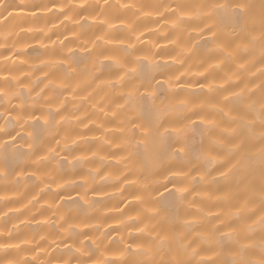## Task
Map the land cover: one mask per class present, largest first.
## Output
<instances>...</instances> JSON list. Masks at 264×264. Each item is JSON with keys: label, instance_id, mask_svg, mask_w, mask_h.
Here are the masks:
<instances>
[{"label": "clouds", "instance_id": "clouds-1", "mask_svg": "<svg viewBox=\"0 0 264 264\" xmlns=\"http://www.w3.org/2000/svg\"><path fill=\"white\" fill-rule=\"evenodd\" d=\"M26 7L38 8L41 16L19 17L9 20L7 24L4 19H0V151L3 146L11 149L16 153H23L21 168H29L37 172L41 179L37 180L25 171L24 175L5 174L3 165L0 164V187L7 189L11 187L18 194L23 195L25 189L37 188L44 185L46 181L51 187L57 181L71 180L73 178L72 170H77L84 176L85 180L81 181L76 178V183L65 184L61 190L63 192L82 191L85 186L90 192H105L106 189L118 183L120 176L110 169L107 153L99 155L98 150H93L91 142L85 139L86 133L79 130V125L83 121L77 116L78 113L85 118L92 119L89 110V104L96 97H100L101 103L110 100L114 93H118L123 107L118 108L111 116L112 121H117L116 127L124 129L119 131L120 148L127 153L126 164L129 171L133 172L137 179L129 185L128 196L134 198V203L122 211H117L116 219L119 224L116 228L108 227L106 229L109 217L105 214L106 206L90 195L88 196L89 204L81 205L80 201H71V209L81 206V214L76 219L81 224H87L88 227L81 229H72L71 232L64 231L65 222L60 221L61 212L69 209L65 204L61 208H36V213L48 218L47 223L35 222V214H31L21 220L19 211L7 207V201L2 191H0V264H94V261H107V264H138L139 257L133 253L124 255L119 261L106 258L101 255L103 252L119 253L123 250V242L134 240L141 237L142 234L137 232V228L148 219V213L145 211V205L155 206L156 201L152 199L155 195V189L162 184L163 173L171 167L178 166V161L174 160L167 149L156 148L158 156V166L153 168L149 162L138 153L135 138L128 135L130 125L133 121L150 126L155 132V121L152 116V105L160 104V101L166 98L177 109L169 112L164 122L184 119L189 115L184 109L182 101L189 104H202L204 111L212 102L215 94L221 92V89L213 88L211 91L193 87L197 82L207 81L208 76L198 77L191 75V69L200 71L204 66V61L196 63L193 52L197 45H193L191 29L201 26L203 17L194 16L192 19L185 20L180 27L161 23L162 19H175V13L169 11V6L178 4L187 5H207L211 0H18ZM239 2V0H238ZM248 5V13L251 2L242 0ZM260 3V23H264V0ZM122 4H129L131 7H122ZM11 6V0H0V16L3 11ZM55 9V10H53ZM147 13V15L145 14ZM157 14H160L159 16ZM245 14V15H246ZM97 17L93 22L90 17ZM67 17V19H66ZM103 20L101 24L99 21ZM83 21V23H81ZM91 21V22H89ZM112 25L113 27H109ZM87 26V38L93 39L95 35L100 34L103 40L97 43V51L93 53L96 56V79L90 83H82L81 89L77 92L75 98L68 99L66 93L68 89L60 88L55 82L48 83L49 80L55 81L60 77V69L68 68L67 60L70 56H83L87 63H82L71 73L72 79L84 81L87 68L90 66L88 53L81 50V40L85 35ZM30 29V30H29ZM148 32L149 39L135 42L133 49L126 47L121 50V46L113 44L111 47L104 43L106 40H129L132 33ZM65 33H71L72 39H65ZM75 33V35H73ZM55 37V39H53ZM63 37V38H62ZM163 39L176 41L177 43H187L191 49L188 53H181L177 56L178 62H165V57L175 56L178 48L176 44L169 43L168 48H157L154 45L157 41ZM40 41L41 43H37ZM47 42V43H46ZM51 42H55L54 45ZM34 43L39 46L36 51ZM206 45V42H204ZM72 52L69 53V49ZM159 49V50H157ZM101 50H109L119 56L121 62L126 68H134L135 71H126V68H120L113 65L111 70H106L104 63L101 61ZM8 53V55H6ZM13 54L19 57V63L13 62ZM147 54L149 60L137 61V55ZM207 54V52H205ZM54 56L65 58L64 65L45 64L43 61ZM232 57L225 58V61L231 60ZM189 74L183 77V87H169L166 83L157 84L156 95L153 98L141 96V105L138 110L131 109L130 105L125 104L129 89L139 84L145 79H155V81H164L169 77L189 68ZM207 73V69H205ZM47 72L46 77L44 73ZM126 72L124 80L115 83L116 77ZM4 73L9 74L11 88L8 87L3 77ZM112 79L114 82L111 86H96V80ZM67 82V81H65ZM88 89H92V95L88 99H81ZM143 90L141 89V92ZM47 97V99L45 98ZM51 103L54 107L48 108ZM69 104L71 107L69 108ZM60 108V113L64 116L56 115L55 119L49 116L55 113L56 108ZM93 107L95 105L93 104ZM110 108V105H108ZM35 112L40 119H27ZM17 114H22L21 118L16 119ZM132 117L130 120L129 117ZM47 121V124H45ZM93 122H95L93 120ZM21 124L24 127H21ZM36 128H45L41 136H29L28 132ZM19 138L15 143L12 142L8 133ZM67 135L68 139L63 137ZM128 138V143H123V138ZM76 137H83L76 139ZM61 139L60 150L67 157L68 161L49 154L46 160L38 159L41 153L46 152L48 144H54L55 139ZM75 141V142H73ZM100 144L107 149L111 148L113 141L108 134H102L99 138ZM32 145L33 147H29ZM148 147L152 149L151 139H148ZM196 146L193 144V148ZM91 152L92 158H79L81 154L86 155ZM191 159V157H189ZM185 166H192L194 169L197 165L202 170H207V165L200 161L192 160L188 165L185 160ZM57 164L65 168L63 175L60 174ZM108 168L109 171L101 175V170ZM51 177V179H49ZM50 187V188H51ZM44 188L46 189L45 185ZM43 191V189H41ZM121 194L120 198H123ZM140 200H136V197ZM46 201H53L56 197L55 190L45 192ZM111 199H117L111 197ZM35 196L28 204H33ZM36 203H39L36 201ZM21 207H26L21 203ZM112 208H116L112 204ZM31 213V209H28ZM56 212V215H52ZM9 213H13L9 215ZM139 219H130L136 217ZM135 230V231H134ZM83 231L89 239L84 240V235L74 236L73 233ZM116 232L114 238L112 233ZM145 241L148 239L143 236ZM64 244L63 248L59 244ZM67 241V243H65ZM81 241H84L83 243ZM50 244H55L58 251L55 256L47 252ZM70 245V246H69ZM42 249V251H41ZM79 249V250H78ZM262 251H264V242L260 245V255L258 259H250L255 264H261ZM43 253V258L41 256ZM94 253V255H93ZM134 257V259H129ZM157 261V260H156ZM160 261V260H159ZM157 261V262H159Z\"/></svg>", "mask_w": 264, "mask_h": 264}, {"label": "bare ground", "instance_id": "bare-ground-1", "mask_svg": "<svg viewBox=\"0 0 264 264\" xmlns=\"http://www.w3.org/2000/svg\"><path fill=\"white\" fill-rule=\"evenodd\" d=\"M6 2H9V0H6ZM250 2L251 7L241 20L233 23L225 19L220 23L221 37L233 41L232 48H235L236 44L241 41L247 44V47L239 49L231 60L221 62L222 58L217 53L205 54L204 40L197 37L195 32L192 33L194 40L198 41V47L195 48L193 56L196 58L197 64L201 60L204 61V66L200 71L204 72L207 69L205 75L208 76V80L214 81L216 88L221 89V92L215 94L212 98L210 105L219 104L224 111L221 112L219 109L211 107L206 108L203 113L207 115L208 119L215 120L217 126L210 133H202L199 129L193 130L189 133V143L194 144L197 148L202 147L209 150L211 155L216 156L219 163L212 170L211 175L207 177L206 183L199 185L196 191L188 195L187 200L191 202V206L184 204L174 208L168 205H160L158 206L159 216L156 217V219L165 216L179 217L177 229L183 234L184 243L190 246L189 252L192 248H196L199 253L198 255H186L184 257L186 260H191L192 264L208 258L222 264L225 259L232 258L241 245L244 246L243 255L245 258L258 259L260 245L264 242V225L260 223V218L264 215V201L261 199V194L264 193V158L261 155L264 141H262L261 126L257 115L260 110L259 101L264 95V44L259 39L254 43L251 42L253 35L259 37L261 23L259 0H250ZM11 5H15V7H8L7 11H3L0 19L9 17V14L12 17L10 20L42 15L38 8L29 10L23 7L18 0H11ZM65 35L68 40L72 39L71 33H65ZM206 36L207 33H205ZM148 39L149 33L144 32L142 41ZM157 43L160 45L159 48L171 46L167 40L163 39L158 40ZM34 47L36 51H39V46L35 43ZM12 60L19 63V59L15 57ZM209 65L212 66L209 67ZM4 75H7V73H4ZM207 81L202 82L206 83ZM221 84H223V88H220ZM193 87H198V85ZM241 90L243 92L240 97L230 96V93L241 92ZM224 96H230L229 101H224ZM68 99L71 100L72 98L68 97ZM121 103L118 93L112 94L110 100L104 103H101L100 97H96L88 106L92 119L85 118L81 113L77 114L83 121L79 125V130L86 133L84 138L91 142L92 149L98 150L99 155L107 153L108 163L113 166L110 170L120 176L118 183L106 189L107 195L105 192L89 193L92 198L101 201L106 206L105 214L109 219L105 230L108 227L116 228L118 226V220L115 218L117 209L120 211L125 210L134 203V198L128 196L127 192L129 185L137 179V176L129 171L126 164L127 153L120 148L119 131L115 126L117 121L110 119L118 109L117 105ZM93 104L95 107H93ZM108 105H110V108ZM249 105L253 107L250 109ZM68 107L70 108L71 104ZM224 112H227L228 115L225 116ZM193 119L196 118L193 117ZM252 121H255V123H251ZM84 125H87V128ZM102 134L110 135L111 139L115 141L110 149L104 148L100 144L99 138ZM7 152L9 155L12 153L10 148L7 149ZM4 154L5 150L0 151V163L3 162ZM86 155L90 159L92 158L91 152ZM25 170L30 171L31 169L26 168ZM107 171H109L108 168L102 169L101 175ZM202 171L206 170H202L197 165L193 169L192 175L199 179ZM221 172H225L226 175L221 176ZM54 190L55 185L46 189L44 185H40L37 188L25 189L23 195H20L11 187L7 189L0 187V191L3 192L6 198L7 207L19 209L21 220L35 214L36 208H46L45 192ZM160 191L163 192L164 189L160 188ZM121 194H124L123 198H120ZM71 195L76 197L77 193L73 191ZM165 195L167 194L165 193ZM33 196H35V201H33V204H28ZM111 197L117 199H111ZM36 201L39 203H36ZM21 203L26 207H21ZM61 203L65 204L66 200ZM112 204H115L116 208H112ZM66 206L72 207L71 200L67 201ZM28 209H31V213ZM12 214L9 213V215ZM44 218L45 216L35 214L34 220L40 222ZM185 220L191 222L186 230L183 227ZM226 224L236 229L238 243L225 241L221 245L217 242L220 239L221 232L231 230L225 227ZM214 229H220V231L214 232ZM112 236L115 238L117 233L113 232ZM206 236L209 237L207 242H205ZM57 243L60 248L64 247V244L59 243V241ZM57 251L55 244H50L47 249V252L53 256ZM41 256L43 258V253H41ZM162 258H168L167 254L162 252L154 257L157 261ZM129 259H134V257H129Z\"/></svg>", "mask_w": 264, "mask_h": 264}, {"label": "snow or ice", "instance_id": "snow-or-ice-1", "mask_svg": "<svg viewBox=\"0 0 264 264\" xmlns=\"http://www.w3.org/2000/svg\"><path fill=\"white\" fill-rule=\"evenodd\" d=\"M15 7V5H11ZM122 7H131L129 4H122ZM10 7V6H9ZM24 7V6H23ZM248 5L244 4L242 0H211V3L207 5H194V6H187L178 4L176 6H169V11L171 13H175V19H167L163 20L162 23L171 25L172 27H180L183 25L185 20L192 19L194 16H201L203 17V22L201 25L203 27H195L192 28L190 31L191 33L195 32L196 36L206 42L204 51L207 53L215 52L217 53L223 60L227 57H233V55L242 47H247V44L241 41L240 43L236 44L235 48H232L233 41L222 39L221 37V29L220 23L228 19L233 23L238 22L241 20L248 9ZM36 8L30 7L29 10ZM8 8L5 9L7 11ZM147 15V13H145ZM158 16L160 14H157ZM12 19L11 14L9 17H5L4 23L7 24L8 21ZM67 19V17H66ZM93 22H96L97 17L93 16L90 17ZM101 24L104 21L101 19L99 21ZM109 27H113L109 25ZM30 30V29H29ZM87 26L85 28V35L84 38L81 40V50L88 53V60L90 61V66L87 68V72L85 74L84 81L80 80H73L71 73L74 72L79 65L82 63H87L83 56H70L67 60L68 68L60 69V77L55 81L49 80L48 83L55 82L58 87L68 89L66 95L67 97L75 98L77 92L81 89L82 83H90L96 79V72H95V65H96V56L93 55L95 51H97V43L103 40V36L100 34L95 35L93 39L87 38ZM205 33L207 36L205 37ZM75 35V33L73 34ZM144 36V32H135L132 33L131 39L129 40H117L111 41L106 40L104 41L107 45H119L121 46V50L124 47L128 49H133L135 47V42L142 41V37ZM67 39V37H65ZM257 39L264 44V23L261 25L260 35L257 38L255 35L251 37V42H255ZM146 42V41H145ZM37 43H41L37 41ZM53 45L55 42H51ZM168 43L176 44L178 51L175 56H168L165 59L166 63L170 62H178L177 56L181 53H188L191 49L187 47V43H177L176 41H169ZM193 45H197L198 41L192 40ZM154 47L159 48L160 45L156 44ZM72 52V49H69V53ZM101 61L104 63L106 70H111L113 65H116L120 68H126V65L121 62L119 56L113 54L109 50H101L100 52ZM19 59L18 56L13 54L12 57H7L8 59ZM137 61L140 60H149V56L147 54L137 55L135 57ZM14 62V61H13ZM45 64H52V65H64L65 58L62 56H54L47 58L43 61ZM212 65H209L211 67ZM189 68L184 69L183 71L179 72L173 77H169L167 80L164 81H155V79H147L145 78L140 84L139 87L133 85L127 94V99L125 104L130 105L131 109L138 110L141 105V96H145L148 98H153L156 95L157 84L159 83H166L169 87H183V83H181L182 78L184 75L189 74ZM134 68H126V71H135ZM205 71H197L196 69H191V75L203 77L205 75ZM44 75L47 77L48 73L45 72ZM126 72H121L115 79V83H120L124 80ZM3 79L8 82L9 89L11 88V80L9 74L5 75ZM67 81V82H65ZM112 79H100L96 80V86L99 87L100 85H107L111 86L113 84ZM197 85L200 89H207L211 91L213 88H216L215 82L212 80H208L205 82H197ZM220 88H223V84L220 85ZM141 89L143 90L141 92ZM0 92H3V89H0ZM93 90L88 89L85 95H82L81 99H88L92 95ZM243 90L241 92H233L230 93L231 97H240L242 95ZM230 96H224V101H229ZM47 99V97H45ZM185 105L184 109L180 110L182 112H187L189 115L184 119H177L172 121L164 122L165 116L169 112L176 111L177 109L171 103L170 100L167 98L165 100L160 101L159 105L153 103L152 105V116L155 123V132H153V128L150 126H145L142 123H138L133 121L129 128V133L131 137L135 138L137 144L140 146L138 148V153L146 159L150 166L155 168L158 166L159 159L155 152L156 148L160 149H167L168 154L176 161H178V166L168 168L162 175V184L160 187L155 189V195L152 197L154 201H156L155 206L152 205H145V211L149 214L148 219L141 224L139 228H137V232L142 234L141 237H137L134 240H128L123 242V250L119 253L115 252H103L101 253L102 256L106 258H111L113 261H119L124 255L128 253H133L139 257L138 264H192L191 260H186L184 257L186 255H198V251L196 248H192L191 252H189V245L184 243V236L183 234L178 231L177 229V221L179 220L178 216L169 217L165 216L160 219H156L159 216V207L160 205H168L170 207L178 208L180 205L188 204L191 206V202L187 200V197L191 192L196 191L199 185H203L207 181V177L211 175L212 170L215 169L217 163L216 156L211 155L209 150L204 148H193V145L189 143V133L193 130L199 129L202 133H210L214 127H216V121L212 119H208L207 115L203 113V105L202 104H189L187 101H182ZM260 110L258 112V119L261 126V136L262 141H264V95H262L260 101ZM48 108H53L54 106L49 103L47 105ZM118 108L123 107V105H117ZM208 107L213 109H219V111L223 112L224 109L219 104H212ZM253 106L249 105L251 109ZM114 114V113H113ZM22 114H17L16 119H20ZM59 115L60 120L64 119V116L60 113V108L57 107L55 113L50 114V119H55V116ZM224 115L227 116L228 113L224 112ZM195 117L196 119H193ZM25 120L27 119H40V116H37L35 112L31 114L30 117H24ZM129 119L131 120L132 117L130 116ZM251 123H255L252 121ZM47 124V121H45ZM21 127H24L21 124ZM87 128V125H84ZM45 128H36L32 131L28 132L29 136L39 137L45 131ZM118 131L123 132L124 129H118ZM11 137L13 143L17 141L19 138L18 136H13L12 133H8ZM83 137H76V139H82ZM151 139L152 149L148 147V139ZM64 140H67L68 137L65 135L63 137ZM75 142V141H73ZM123 143H128L127 136L123 138ZM61 139H55L54 144H48L46 152L41 153L38 159L46 160L49 158V154H52L56 157L64 159L66 162L68 161V157L61 152L60 150ZM30 148L33 147L32 145L29 146ZM7 146H3V150H5V154L3 157V162L0 163L3 165L5 170V174L11 173L17 176L24 175L25 169L21 168L22 158L24 156L23 153H16L12 152L11 155L7 152ZM262 158H264V147L261 149ZM191 157V159H189ZM79 158L87 159L89 158L87 155L81 154ZM185 160L188 161V165L192 164V160L200 161L203 164L207 165V170L200 172L199 179L196 176L192 175L193 167L192 166H185ZM57 168L61 175L64 174L65 168H62L57 164ZM11 169V171H10ZM73 178L71 180H64V181H57L55 184V192L56 197L55 200L49 202L45 201L48 207L50 208H61L62 201L71 200V201H80L81 205L89 204V190L85 186L83 187L82 191H77L76 197L71 195V192H63L61 191L65 184L68 183H76V178L79 177L81 181H84L85 178L81 175L77 170H72ZM27 174L30 176L35 177L37 180H40V175L37 174L36 171L30 170L27 171ZM221 176H225V172L220 173ZM51 179V177H49ZM46 188H50L46 181L44 182ZM171 185V187H169ZM160 188H163L164 191L161 192ZM165 193L167 195H165ZM199 194V192H197ZM136 200H140V197H136ZM261 199L264 201V193L261 194ZM14 211H19V209H14ZM117 211H120L117 209ZM81 214V206H77L76 209L69 208L68 210L61 212L59 219L66 223L67 227L62 229L64 231L71 232L72 229H85L88 225L81 224L77 219L76 216ZM52 215H56V212H53ZM130 219H139L138 216L136 217H129ZM41 223H47L48 218L45 217L43 220L40 221ZM190 221L185 220L183 222V227L186 230L190 225ZM261 225H264V215L260 218ZM119 224V221H117ZM226 228L231 230L221 232L220 239L217 241L219 244L223 245L225 241L238 243L236 239V229L231 228V225H225ZM220 229H214V232H219ZM74 236L84 235V240L89 239V237L81 231L80 233H73ZM143 236H146L148 239L145 241L142 239ZM209 237H205V242ZM82 243L84 241H81ZM70 246V245H69ZM244 246L241 245L239 249L236 250L235 255L232 256L230 259H225L222 264H255L254 261H251L248 258H245L243 255ZM79 250V249H78ZM42 251V249H41ZM166 253V259H161L157 262L154 257L159 253ZM94 255V253H93ZM94 264H107V261H94ZM196 264H218V261L212 260L211 258L202 259L197 261ZM261 264H264V251H262L261 257Z\"/></svg>", "mask_w": 264, "mask_h": 264}]
</instances>
